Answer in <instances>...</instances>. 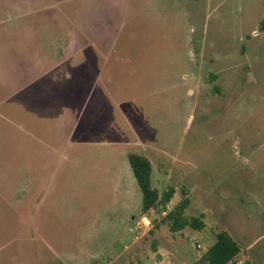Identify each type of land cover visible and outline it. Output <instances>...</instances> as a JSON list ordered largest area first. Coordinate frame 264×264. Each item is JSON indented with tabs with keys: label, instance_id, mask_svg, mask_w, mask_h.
Returning a JSON list of instances; mask_svg holds the SVG:
<instances>
[{
	"label": "rangeland",
	"instance_id": "rangeland-1",
	"mask_svg": "<svg viewBox=\"0 0 264 264\" xmlns=\"http://www.w3.org/2000/svg\"><path fill=\"white\" fill-rule=\"evenodd\" d=\"M55 1L0 5V264H192L221 230L264 264V0ZM128 153L203 228L142 213Z\"/></svg>",
	"mask_w": 264,
	"mask_h": 264
},
{
	"label": "trees",
	"instance_id": "trees-1",
	"mask_svg": "<svg viewBox=\"0 0 264 264\" xmlns=\"http://www.w3.org/2000/svg\"><path fill=\"white\" fill-rule=\"evenodd\" d=\"M261 24L262 28L263 22ZM126 157L141 191V212L146 213L150 209H155L161 205V209L165 210V206L170 201L174 190L169 187L164 193L159 194L158 189L153 187L151 183L152 168L149 159L138 153H128ZM187 204V198H183L171 210H167L165 218L162 221H171L172 231L180 230L185 226L195 229L203 228L204 224L200 217H187L185 215L184 210ZM244 259V249L241 248L227 231L221 230L214 234L213 243L192 264H239ZM51 264L61 263L56 261Z\"/></svg>",
	"mask_w": 264,
	"mask_h": 264
},
{
	"label": "crops",
	"instance_id": "crops-1",
	"mask_svg": "<svg viewBox=\"0 0 264 264\" xmlns=\"http://www.w3.org/2000/svg\"><path fill=\"white\" fill-rule=\"evenodd\" d=\"M28 1L29 0H13V1H10V0H0V5H4V4H6V5H8V4H14V5H11L12 7H14V6H22V5H36V7L38 6V5H43L44 7H39V10L40 9H45V8H49V7H51V4H64V1H55V0H51V1H49V2H43V1H36V2H33V3H31V4H28ZM18 4H20V5H18ZM1 9V8H0ZM4 10H5V8L4 9H1V11H0V21H3V18H4ZM81 34H83V35H85V33H84V31L83 30H79V35L81 36ZM60 41L61 40H59V43H60ZM58 43V44H59ZM89 48H92L91 46L89 47L88 46V48L87 49H89ZM47 49H49V50H52V52L53 51H55V47H53L51 44H50V42H49V46H47ZM95 49H97V48H95ZM97 51H98V49H97ZM57 54L59 53V54H62V52H61V50L60 49H58L57 50V52H56ZM98 53V52H97ZM57 56V55H56ZM60 57L61 56H59L58 58L60 59ZM59 59H56L54 56H53V59L52 60H55V61H57V62H60L59 61ZM31 174H32V176H31V178H33V180L35 179H37V178H34V176L35 177H37L38 176V170L35 168L34 170H32L31 169ZM34 175V176H33ZM38 220V219H37ZM37 223H39L38 221H37ZM35 229H36V227H35Z\"/></svg>",
	"mask_w": 264,
	"mask_h": 264
},
{
	"label": "built area",
	"instance_id": "built-area-1",
	"mask_svg": "<svg viewBox=\"0 0 264 264\" xmlns=\"http://www.w3.org/2000/svg\"><path fill=\"white\" fill-rule=\"evenodd\" d=\"M166 212H167V210L165 209V210L162 211V214L165 215ZM143 219L146 220V222H147L146 225H148L150 223L149 220L146 217H144Z\"/></svg>",
	"mask_w": 264,
	"mask_h": 264
},
{
	"label": "water",
	"instance_id": "water-1",
	"mask_svg": "<svg viewBox=\"0 0 264 264\" xmlns=\"http://www.w3.org/2000/svg\"><path fill=\"white\" fill-rule=\"evenodd\" d=\"M156 258L161 259V256L158 254V255H156Z\"/></svg>",
	"mask_w": 264,
	"mask_h": 264
}]
</instances>
